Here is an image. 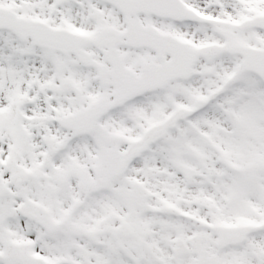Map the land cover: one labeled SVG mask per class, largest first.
Returning <instances> with one entry per match:
<instances>
[{"label": "snow or ice", "instance_id": "6c2138e0", "mask_svg": "<svg viewBox=\"0 0 264 264\" xmlns=\"http://www.w3.org/2000/svg\"><path fill=\"white\" fill-rule=\"evenodd\" d=\"M0 264H264V0H0Z\"/></svg>", "mask_w": 264, "mask_h": 264}]
</instances>
